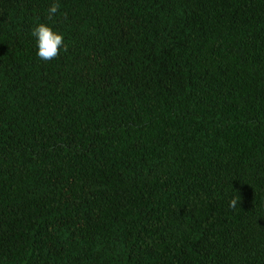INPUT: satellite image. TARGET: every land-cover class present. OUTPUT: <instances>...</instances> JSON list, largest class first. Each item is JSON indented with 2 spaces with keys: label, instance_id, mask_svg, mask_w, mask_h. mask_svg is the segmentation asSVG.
<instances>
[{
  "label": "trees",
  "instance_id": "1",
  "mask_svg": "<svg viewBox=\"0 0 264 264\" xmlns=\"http://www.w3.org/2000/svg\"><path fill=\"white\" fill-rule=\"evenodd\" d=\"M0 264H264V0H0Z\"/></svg>",
  "mask_w": 264,
  "mask_h": 264
},
{
  "label": "clouds",
  "instance_id": "2",
  "mask_svg": "<svg viewBox=\"0 0 264 264\" xmlns=\"http://www.w3.org/2000/svg\"><path fill=\"white\" fill-rule=\"evenodd\" d=\"M58 9L59 6L55 3L49 8V19L58 12ZM32 36L36 38L37 55L42 61L46 62L56 59L60 55L62 46L64 51H67V46L64 44V36L44 23L34 27ZM241 201L239 197H234L230 200L229 207L234 209Z\"/></svg>",
  "mask_w": 264,
  "mask_h": 264
}]
</instances>
